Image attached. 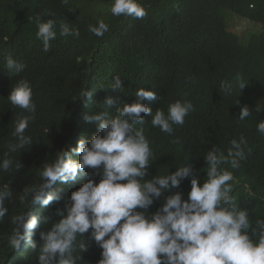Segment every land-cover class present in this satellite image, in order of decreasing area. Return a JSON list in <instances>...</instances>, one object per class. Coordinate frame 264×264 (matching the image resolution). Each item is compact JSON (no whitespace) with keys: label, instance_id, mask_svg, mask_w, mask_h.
Returning a JSON list of instances; mask_svg holds the SVG:
<instances>
[{"label":"trees","instance_id":"16d2710c","mask_svg":"<svg viewBox=\"0 0 264 264\" xmlns=\"http://www.w3.org/2000/svg\"><path fill=\"white\" fill-rule=\"evenodd\" d=\"M112 2L0 0V157L7 144L15 142L12 131L22 110L11 105L8 97L19 79L30 81L37 105L35 119L25 132L33 144L10 154L23 167L19 172L14 166L10 172H0V185L8 184L13 191L0 223V264H14L17 252L8 245L15 227L12 217L30 207L21 205L19 196L40 182L43 164L55 160L78 123L98 132L96 122L85 117L102 113L107 98L120 106L132 103L142 87L169 100H190L195 105L189 122L174 126L171 136L159 128L151 131L154 164L147 178H151V169L153 175H164L189 161L202 184L207 179L206 152L214 145L226 152L230 141L243 135L248 141L246 152L250 149L247 159L238 169L223 166L233 172L229 194L249 211L253 227L256 219H264V135L256 130L264 112L252 111L250 118L238 121L240 107L264 105V0H140L147 13L143 19L113 16ZM38 16L67 21L79 28V38L61 36L57 25V38L44 52L36 38ZM230 17L261 25L262 31H247L245 40L229 30ZM101 19L110 30L99 38L88 28ZM9 54L26 65L19 76L10 77L4 67ZM237 74L249 81L241 93L235 87ZM117 75L124 85L122 91L111 88ZM222 81L232 86L230 91L220 87ZM85 91L91 93L90 98L81 97ZM108 111L115 114L114 108ZM83 183L66 186L57 181L52 190H62L63 199L43 206L42 214H37L43 218L41 228L49 226L48 220L59 221L61 212L67 215L71 193ZM190 190L191 177L174 189L185 199ZM161 204L156 201L149 213Z\"/></svg>","mask_w":264,"mask_h":264},{"label":"clouds","instance_id":"9594fccd","mask_svg":"<svg viewBox=\"0 0 264 264\" xmlns=\"http://www.w3.org/2000/svg\"><path fill=\"white\" fill-rule=\"evenodd\" d=\"M62 2L68 4L69 0ZM110 12L133 19L147 14L140 0H113ZM36 24V38L44 52L57 38V25L61 36H80L78 27L55 17L43 20L38 16ZM88 30L102 38L110 28L101 19ZM5 60L10 77L19 76L26 67L11 54ZM248 82L240 74L235 77L240 93ZM220 87L228 92L232 86L222 81ZM11 88L8 100L22 111L12 131L15 142H9L0 157V172L5 173L13 166L17 172L23 167L10 154L33 144L25 132L37 110L30 81L21 78ZM111 88L122 91L120 75ZM134 95V102L122 106L109 97L102 113L85 117L96 122L98 132L78 123L55 160L43 164L40 182L19 196L21 205H31L12 217L15 227L8 245L17 252L14 264H264V219H256L252 226L249 211L229 194L233 172L223 167L241 166L250 153V149L246 152L247 139L243 135L232 139L226 152L215 145L208 150L204 155L207 179L202 184L189 161L164 175H153L151 169L149 179V167L154 164L151 131L159 128L171 136L174 126L189 122L195 105L190 100H169L145 87ZM84 96L90 98L91 93L85 91ZM113 108L115 114L111 115L108 109ZM252 111L264 112V105L240 107L238 121L250 118ZM256 130L264 135V119ZM78 175H85L84 180ZM189 177L191 190L185 199L174 189ZM57 181L84 183L71 193L67 215L59 213L62 218L48 220L49 226L43 229L37 214H42L43 206L63 199L62 190H52ZM12 199L10 186L0 185V223L8 212L6 202ZM158 200L161 206L150 214ZM87 255L92 259H84Z\"/></svg>","mask_w":264,"mask_h":264},{"label":"rangeland","instance_id":"374dc122","mask_svg":"<svg viewBox=\"0 0 264 264\" xmlns=\"http://www.w3.org/2000/svg\"><path fill=\"white\" fill-rule=\"evenodd\" d=\"M226 13L233 14L231 12H226ZM228 27H229V30L231 32H234V33L240 35L244 39L247 37V36H245L247 31H258V32L262 31V30H260L262 27L261 25L253 24L252 22L246 21L240 17H230ZM247 42H248V40L246 42H243V43H247Z\"/></svg>","mask_w":264,"mask_h":264},{"label":"bare ground","instance_id":"6f19581e","mask_svg":"<svg viewBox=\"0 0 264 264\" xmlns=\"http://www.w3.org/2000/svg\"><path fill=\"white\" fill-rule=\"evenodd\" d=\"M69 183H66L65 185L67 186ZM49 206V205H48ZM41 219H43V218H41Z\"/></svg>","mask_w":264,"mask_h":264}]
</instances>
